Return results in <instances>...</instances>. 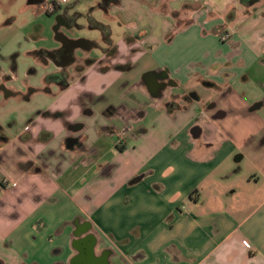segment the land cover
<instances>
[{
	"label": "crops",
	"instance_id": "0c3cea01",
	"mask_svg": "<svg viewBox=\"0 0 264 264\" xmlns=\"http://www.w3.org/2000/svg\"><path fill=\"white\" fill-rule=\"evenodd\" d=\"M16 1L0 0V264H264V0H100L118 39L54 22L66 2ZM172 10L195 20L175 31ZM195 28L200 60L154 56ZM65 39L98 46L76 44L60 80ZM153 69L178 84L210 69L231 83L227 115L193 135L195 105L166 106L188 85L153 94L139 84Z\"/></svg>",
	"mask_w": 264,
	"mask_h": 264
},
{
	"label": "flooded vegetation",
	"instance_id": "af4514ba",
	"mask_svg": "<svg viewBox=\"0 0 264 264\" xmlns=\"http://www.w3.org/2000/svg\"><path fill=\"white\" fill-rule=\"evenodd\" d=\"M39 3L42 0H33ZM117 0H104L101 1L100 5H108L116 3ZM242 3L247 5H252L256 3L258 0H241ZM112 2V3H111ZM77 12H73L72 14L65 15L61 17L59 20L65 25L71 26L74 25L75 19L78 17ZM88 25L90 28H93L95 25V20L88 16ZM106 37V35L104 34ZM59 37H63L59 34ZM107 38V37H106ZM63 39V38H62ZM76 44H80L82 46H90L95 45L98 46V43H88L83 41H73V40H62V45L59 49L53 51L55 58L59 63H61V69L56 74L60 80L66 77V64L71 61L74 62V58H72V51ZM105 55L110 57L114 54L113 49H108L105 51ZM88 59H85V62ZM117 68H121L122 71L128 70L130 67L129 62H125L122 65H117ZM77 69L82 68V64L76 65ZM210 69L202 73H197L190 77L186 82L178 84L172 81L168 76L166 71L153 69L147 71L143 75V80L139 83L140 85H147L148 89L153 94L163 95V92L169 88L170 85H188L187 87H183L179 94H170L169 100L166 102V106L168 108L184 110L187 108L189 104L195 105V116L193 118L192 123L189 126V130L193 133V135H197L198 132L205 130L206 125L213 121L214 119L222 118L227 115V111L220 105V98H223L226 94V91H220V85H231V83L226 82V84H218L211 83V76L208 74ZM225 77L224 75H222ZM220 91V92H219ZM216 93H218V98H216ZM126 129V128H125Z\"/></svg>",
	"mask_w": 264,
	"mask_h": 264
},
{
	"label": "rangeland",
	"instance_id": "374dc122",
	"mask_svg": "<svg viewBox=\"0 0 264 264\" xmlns=\"http://www.w3.org/2000/svg\"><path fill=\"white\" fill-rule=\"evenodd\" d=\"M26 0H19L16 1L15 3L11 4L12 9H14L15 11L18 10V7L20 6V3L25 2ZM100 0H65V4L63 5V10H67L69 14H72L73 12H77L79 14L77 21L75 23V26L78 24L82 25V29L78 30L77 33L78 35H84L87 37H91V38H99L100 36V32L98 30L95 29H89L87 28V23H88V16H91L93 19L95 20H99L101 22H105L111 25L112 30H113V38L114 39H118L123 31L125 30V28L121 25H118L116 17H114L112 14H106L102 9L99 8L98 3ZM150 6V4H149ZM159 3L156 2L155 7L157 8V10L159 11H163L162 7L160 6L159 9ZM8 7V6H7ZM9 8V7H8ZM168 14H170V16L175 18V23L176 25H173V28L175 31L179 30L178 28H182L183 26H186L188 23L193 22V20H195V18H190V16L192 15L190 12H188L187 10H172V11H166ZM183 17H180V14H183ZM62 14V12H61ZM58 19V14H55L53 16V21L57 22ZM120 23V22H119ZM45 27L48 26V23H43ZM151 28V27H150ZM172 28V29H173ZM171 29V30H172ZM55 31V30H54ZM53 30H49L47 31V35H49L51 38H53L54 34ZM167 36V35H166ZM192 37L195 41H193L192 43H187L186 44V40H180L181 36H179L176 41L171 45L172 49V53L168 52V56H162L164 52L160 51L159 53L156 52V54H154V56L156 58H163V61H165V63H173V61L175 60H187L189 58H196L197 60L201 59V45H204V42H198L197 40L202 39L203 36H201V30L198 28L194 29V32L192 34ZM227 38V37H225ZM162 60V59H161ZM262 76V75H261ZM242 81V79H241ZM258 78L255 79L253 78V80H248V81H242V84L245 85H250L251 90L256 91L253 93V98L257 99V98H262V93L257 90L255 85H260L257 83ZM244 86V85H243ZM259 87V86H258ZM260 88V87H259ZM251 101V100H250ZM2 133V129L0 128V136ZM238 173V172H237ZM244 172L242 173H238L236 174L237 176L235 178H233L236 182H242L240 181L242 179V175ZM1 246V245H0ZM0 249L4 250L3 252L5 253H11V251H9L10 249H7L6 247L1 246ZM2 252V253H3Z\"/></svg>",
	"mask_w": 264,
	"mask_h": 264
},
{
	"label": "built area",
	"instance_id": "2783aa9c",
	"mask_svg": "<svg viewBox=\"0 0 264 264\" xmlns=\"http://www.w3.org/2000/svg\"><path fill=\"white\" fill-rule=\"evenodd\" d=\"M64 2L65 0H42L38 3L37 7L41 12L50 14L58 9Z\"/></svg>",
	"mask_w": 264,
	"mask_h": 264
},
{
	"label": "trees",
	"instance_id": "16d2710c",
	"mask_svg": "<svg viewBox=\"0 0 264 264\" xmlns=\"http://www.w3.org/2000/svg\"><path fill=\"white\" fill-rule=\"evenodd\" d=\"M93 28H97L99 29L102 33H104L106 35V37L108 36L109 34V30H108V27L99 23V22H95V25Z\"/></svg>",
	"mask_w": 264,
	"mask_h": 264
},
{
	"label": "water",
	"instance_id": "95a60500",
	"mask_svg": "<svg viewBox=\"0 0 264 264\" xmlns=\"http://www.w3.org/2000/svg\"><path fill=\"white\" fill-rule=\"evenodd\" d=\"M75 139H73V141H74Z\"/></svg>",
	"mask_w": 264,
	"mask_h": 264
}]
</instances>
